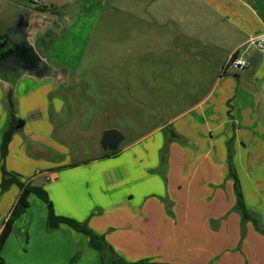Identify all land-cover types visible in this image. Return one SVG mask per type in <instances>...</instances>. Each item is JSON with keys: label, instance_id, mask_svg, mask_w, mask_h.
Returning a JSON list of instances; mask_svg holds the SVG:
<instances>
[{"label": "crops", "instance_id": "0c3cea01", "mask_svg": "<svg viewBox=\"0 0 264 264\" xmlns=\"http://www.w3.org/2000/svg\"><path fill=\"white\" fill-rule=\"evenodd\" d=\"M29 3L39 5L43 16L48 12L39 0ZM86 3L88 0L80 5ZM140 12L145 18L152 17L146 8ZM153 15L156 58L182 59L194 66L196 62H215L221 74L217 80L224 84L220 91L224 96H219L218 102L204 109L202 103L212 97L206 96L189 113L185 136L190 145L207 147L205 156L199 161L166 159L165 194L172 204L164 206L149 197L155 186L153 178L156 186L160 181L145 172L153 163L142 158H107L105 151L98 157L38 171L24 154V141L18 144V154L13 152L12 135L4 167L21 181L40 183L56 215L85 222L126 264H264V235L252 222L243 221L236 209L233 182L226 178L225 156L232 132L233 165L244 164L246 149L250 150L245 153L247 164L264 159V52L252 54L249 61L254 60V66L235 74V80L220 72L249 38L264 36V0H155ZM56 18L58 23L61 17ZM167 22L171 30L164 34L169 31L164 27ZM51 25L50 21L47 26ZM139 29L141 38V25ZM52 30L56 32L55 27ZM138 50L143 53L145 45L140 43ZM7 100L9 116L13 109ZM32 118L40 117L32 114ZM9 120L10 116L7 125ZM217 147L221 151L211 155L210 150ZM191 166L195 168L189 174ZM236 168L243 204L264 230V173L253 177L246 171L240 175ZM29 175L31 179H26ZM17 195V187L12 186L0 196V231ZM46 218V205L30 194L27 208L0 250L4 264H105L89 246L86 235L66 225L49 231ZM240 230H244L242 240ZM232 249L236 251H228Z\"/></svg>", "mask_w": 264, "mask_h": 264}, {"label": "rangeland", "instance_id": "374dc122", "mask_svg": "<svg viewBox=\"0 0 264 264\" xmlns=\"http://www.w3.org/2000/svg\"><path fill=\"white\" fill-rule=\"evenodd\" d=\"M16 1L29 4V0ZM81 1L84 0H39L48 9L45 15L52 25L37 34L34 49L50 67L64 69L67 80L63 81L65 85L50 78L32 77L14 86L12 82H0V143L9 117L7 96L14 127L17 121L22 122L10 146L18 154V144L24 141V154L38 171L103 155L102 133L115 129L123 139L112 157L142 158L153 163L145 172L156 176L160 186L153 178L155 186L149 197L170 205L165 194L166 159L172 156L199 161L205 156L207 147L190 145L185 135L193 106L212 96L202 103L207 109L224 96L220 93L224 84L217 80L221 75L218 66L215 62H196L194 66L182 59L172 62L155 57V0H88L80 5ZM141 8H146L152 17L145 18ZM57 15L61 17L58 23ZM140 25L146 31L141 38ZM164 27L169 31L163 33L169 34L170 23ZM140 43L145 45L143 53L138 50ZM256 51L251 49L248 59ZM226 73L224 76L235 80L232 71ZM32 114L40 118L33 120ZM230 136L225 156H233L234 160L232 132ZM218 148L210 150L211 155L216 156ZM248 151L243 152V165L231 167H237L240 175L246 171L253 177L262 175L263 157L249 165L245 155ZM194 168L190 167L189 174ZM159 188L162 191L155 192ZM243 231L240 230V240Z\"/></svg>", "mask_w": 264, "mask_h": 264}, {"label": "trees", "instance_id": "16d2710c", "mask_svg": "<svg viewBox=\"0 0 264 264\" xmlns=\"http://www.w3.org/2000/svg\"><path fill=\"white\" fill-rule=\"evenodd\" d=\"M236 55V51L232 54V56ZM8 103L10 109H12L10 96H7ZM10 120L2 133V139L0 143V193L3 194L10 187L15 186L18 189L17 198L8 214L7 218L2 224V228L0 231V250L6 241L14 222L24 213L25 209L28 206V196L30 194L36 196L40 199L47 208V218H46V229L49 231H53L57 229L60 225H66L71 228L75 232L82 233L88 237V244L91 248L96 250L102 261L105 264H126L119 260L110 250L109 246L104 242L101 236H97L94 234L86 225L85 222H78L74 219L59 216L54 213L52 204L43 189L40 183H36L32 180L29 181H21L17 174L8 172L4 167V161L8 151V144L11 140L12 135L15 133L14 124L15 119L11 111H9ZM116 154V151L107 152V156ZM231 156L227 155V161L229 164V174H227L228 178L233 180V188L236 196V209L239 211L241 218L243 221L252 222L254 228L257 232L264 235V230L260 228V224L256 218L251 217L250 212L245 208L242 200L241 191L239 188L238 180L233 169L231 163ZM0 264H4L3 260L0 257ZM133 264H149L146 261H141Z\"/></svg>", "mask_w": 264, "mask_h": 264}, {"label": "water", "instance_id": "95a60500", "mask_svg": "<svg viewBox=\"0 0 264 264\" xmlns=\"http://www.w3.org/2000/svg\"><path fill=\"white\" fill-rule=\"evenodd\" d=\"M0 6L3 7L0 10V41L4 40V42H6L10 46H12V48H14L16 45V42H18L19 39L22 38V35L19 32L21 31L20 25L23 27H26V31H29L27 28L28 26L27 24L31 20V18H29V14H32V11L22 6L18 2H13L9 0H0ZM37 16H38L39 23H40V28L38 29V32L40 33L50 21L48 20L46 15L44 16L37 15ZM2 33L6 35H2ZM26 37L27 36L24 35L22 41L27 42ZM28 45L27 46L30 49L31 53L34 54L35 52H34L33 46L30 43ZM35 60H36L35 62H30L29 66H26V70H27L26 72L28 73V76L34 77L35 79H38V80H41L43 78H50L52 80L56 79L57 74L59 73L60 69H54L50 67L49 65H47L49 68L48 69L49 71L44 74H39L38 70L42 68V65L40 64L42 62L43 64H46V63L38 55L35 56ZM249 66L250 67L254 66V60H250ZM0 82H1V77H0ZM21 127H22V122L17 121L14 127V130L17 131ZM122 139L123 137L119 131L115 129L104 130L101 136V142H100L101 147L106 152H113L117 149Z\"/></svg>", "mask_w": 264, "mask_h": 264}, {"label": "flooded vegetation", "instance_id": "af4514ba", "mask_svg": "<svg viewBox=\"0 0 264 264\" xmlns=\"http://www.w3.org/2000/svg\"><path fill=\"white\" fill-rule=\"evenodd\" d=\"M18 2V1H17ZM20 3V2H18ZM22 6L28 8L30 11H32V14H29V18L31 20L27 24V28L29 31H26V27H23L20 25L21 31L20 34L22 35V38L19 39L18 42H16V45L14 48L4 42V40L0 41V77L1 82L4 84H9V82L13 83V86L16 85L19 81L23 80L24 78H28L31 76H28V73L26 72V66H29L30 62H35V56L38 55L42 60L44 58L38 54V52L34 49V54L31 53L30 49L28 48V44L30 43L34 48V42L35 38L37 36L38 29L40 28V23L37 15H42L43 10L42 8H38V6H32L29 4H22ZM3 7L0 6V10ZM37 18V19H36ZM27 32V33H26ZM2 35H6L2 33ZM8 35V34H7ZM24 35L27 37V42L22 41ZM32 36V37H31ZM28 46H27V45ZM45 61V60H44ZM46 63V61H45ZM42 65V68L38 70L39 74L47 73L49 70L48 64H43V62L40 64ZM57 69V68H56ZM68 74L64 71V69H60L59 73L57 74V77L55 79V82L57 83H63L64 80H67ZM34 78V77H32Z\"/></svg>", "mask_w": 264, "mask_h": 264}, {"label": "built area", "instance_id": "2783aa9c", "mask_svg": "<svg viewBox=\"0 0 264 264\" xmlns=\"http://www.w3.org/2000/svg\"><path fill=\"white\" fill-rule=\"evenodd\" d=\"M36 1V0H33ZM255 49L264 52V36L249 38L242 46L236 50L235 56H230L222 65L220 72L226 73L232 71L238 74L249 66V51Z\"/></svg>", "mask_w": 264, "mask_h": 264}]
</instances>
